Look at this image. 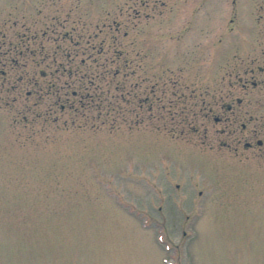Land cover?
<instances>
[{
  "label": "rangeland",
  "instance_id": "1",
  "mask_svg": "<svg viewBox=\"0 0 264 264\" xmlns=\"http://www.w3.org/2000/svg\"><path fill=\"white\" fill-rule=\"evenodd\" d=\"M263 150L264 0H0V264H264Z\"/></svg>",
  "mask_w": 264,
  "mask_h": 264
},
{
  "label": "flooded vegetation",
  "instance_id": "2",
  "mask_svg": "<svg viewBox=\"0 0 264 264\" xmlns=\"http://www.w3.org/2000/svg\"><path fill=\"white\" fill-rule=\"evenodd\" d=\"M234 99L237 101V104H236L235 109L232 110V112H233V116H236L237 113L239 114V112H242V113L239 114V115H243V109H240V108L238 107V103H239L238 101H239V99L237 98V96H235ZM230 106H232V105H231V104H230V105H229V104L227 105L228 108H229ZM244 113H248V115H249V110L247 109L246 111H244ZM249 116H250V115H249ZM215 119H216L215 121H217V122L223 120V119H220L219 116L216 117ZM241 127H242V128L245 127V124H244V123H241ZM224 144H225V142L222 141L221 146H223ZM256 144H257L258 147H260V146H262V141L257 140V141H256ZM251 147H252V143H250V142H248V141H244V143H243V145H242V148L248 149V148H251ZM263 152H264V150H263Z\"/></svg>",
  "mask_w": 264,
  "mask_h": 264
}]
</instances>
